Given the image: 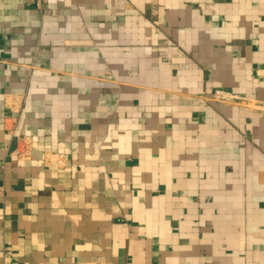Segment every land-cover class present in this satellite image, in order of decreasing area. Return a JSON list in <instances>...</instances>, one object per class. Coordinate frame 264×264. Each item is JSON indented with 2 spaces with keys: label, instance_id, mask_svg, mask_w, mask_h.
Segmentation results:
<instances>
[{
  "label": "crops",
  "instance_id": "0c3cea01",
  "mask_svg": "<svg viewBox=\"0 0 264 264\" xmlns=\"http://www.w3.org/2000/svg\"><path fill=\"white\" fill-rule=\"evenodd\" d=\"M0 264H264V0H0Z\"/></svg>",
  "mask_w": 264,
  "mask_h": 264
},
{
  "label": "built area",
  "instance_id": "2783aa9c",
  "mask_svg": "<svg viewBox=\"0 0 264 264\" xmlns=\"http://www.w3.org/2000/svg\"><path fill=\"white\" fill-rule=\"evenodd\" d=\"M36 2V5L39 6L40 0H34Z\"/></svg>",
  "mask_w": 264,
  "mask_h": 264
}]
</instances>
